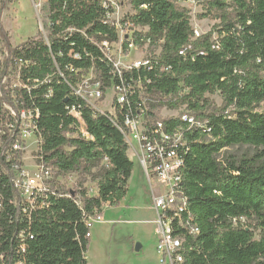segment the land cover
<instances>
[{
    "label": "trees",
    "instance_id": "1",
    "mask_svg": "<svg viewBox=\"0 0 264 264\" xmlns=\"http://www.w3.org/2000/svg\"><path fill=\"white\" fill-rule=\"evenodd\" d=\"M182 1L130 0L134 12L122 20L139 28L132 40L148 44L151 58V65L123 76L141 79L159 100L155 107L169 96V107L187 105L206 124L188 132L183 153L181 186L199 232H183L181 264H264V110L257 109L264 102V0H193L206 10L201 17L219 21L195 39ZM47 9L46 35L7 42L0 60V264H88V220L125 199L134 171L112 114L75 92L90 70L103 90L119 82L102 49L103 41L118 40L106 9L99 0H47ZM12 76L17 83L9 88L4 79ZM216 92L223 98L219 107L207 97ZM7 104L18 115L38 110L40 163L57 177H94L98 193L54 178L46 192L23 199L12 167L23 164L22 150H12L20 130ZM237 145L251 152L220 158Z\"/></svg>",
    "mask_w": 264,
    "mask_h": 264
},
{
    "label": "built area",
    "instance_id": "2",
    "mask_svg": "<svg viewBox=\"0 0 264 264\" xmlns=\"http://www.w3.org/2000/svg\"><path fill=\"white\" fill-rule=\"evenodd\" d=\"M106 9V21L110 22L116 29L118 40L114 42L103 41L102 49L114 62V74L119 77V82H114L106 90H103L101 81L96 79L92 70V76H83L81 83L75 88L89 106L99 112L112 114L115 123L119 126L129 145L137 157L148 184L150 186L152 205L157 213L154 222L157 224L159 234L158 250L162 255V264H181L184 261L182 247L185 240L184 235H195L199 228L192 222V214L188 209V198L181 186L183 181V168L185 158L183 153L187 150L188 132L206 124L187 105L179 108H171L167 101L169 96L163 95L165 102L162 107H155L158 103L156 95L148 91L142 80H127L123 71H132L151 65L149 55L133 60L130 64L122 66L114 61L109 54V46L118 43L120 52L125 53L124 43H129L128 51L139 48L133 42L134 31L137 28L133 23L122 20L124 16L117 17L113 0H99ZM113 9V11L110 10ZM147 46L148 44L144 45ZM142 46L141 48H143ZM111 89L113 94L105 108L107 90ZM168 111L166 116L163 111ZM23 110L19 115L11 111L15 119L16 128L20 130V138L13 144L12 150H21L23 141L35 134V117L38 110ZM78 116V112L73 109ZM166 119H174L167 122ZM176 119V120H175ZM28 122V128L24 124ZM121 123V125L119 124ZM12 130L13 125L9 124ZM38 143V141H37ZM36 171L33 173L23 164L13 163V182L19 190L21 197L32 201L34 196L44 193L49 189V184L54 179V171L50 166H45L36 157ZM69 175V174H68ZM60 177L57 178L60 180ZM65 177V176H64ZM103 215L90 217L88 225L100 222ZM242 220L244 218H241ZM237 219L235 218L234 221ZM184 232V235H183ZM88 236H92L91 230Z\"/></svg>",
    "mask_w": 264,
    "mask_h": 264
},
{
    "label": "rangeland",
    "instance_id": "3",
    "mask_svg": "<svg viewBox=\"0 0 264 264\" xmlns=\"http://www.w3.org/2000/svg\"><path fill=\"white\" fill-rule=\"evenodd\" d=\"M115 4L116 16L123 17L134 12L130 0H113ZM181 5L190 10L191 25L194 30V39L207 34L213 30L219 21L212 17H201L206 10L202 3L193 0L182 1ZM4 7L1 15L0 27V60L6 55V43L10 42L14 46L22 43L30 37L36 36L38 32L44 35L47 33L46 24L48 22L47 0H4ZM217 33L213 35L216 39ZM119 44L109 46V54L115 62L122 66L130 64L133 60L149 55L147 46L143 48H133L125 53L120 52ZM88 78L92 76V70L85 73ZM4 82L9 85L16 84L17 79L6 77ZM113 92L107 90L105 108ZM212 106L219 107L223 103V98L219 92L207 94ZM5 108L10 112H15L8 104ZM264 110V102L258 108ZM16 115H18L15 112ZM168 111L164 110L162 115L166 116ZM5 126H9L6 123ZM28 128V122L24 124ZM38 137L32 134L23 141L22 162L32 173L36 171ZM248 146H231L223 150L220 158L228 155L242 156L250 153ZM129 157L134 162L133 176L129 182V191L125 199L118 206H104L103 219L100 222H93L91 228V243L87 255L88 264H162V255L157 246L159 234L156 210L152 205L150 186L144 171L131 149L128 150ZM56 180H59L54 174ZM60 182L66 184L71 189L79 188L80 184L89 190L90 195L98 193V185L94 177L76 173H71L65 177H60ZM137 244H141V249L136 251Z\"/></svg>",
    "mask_w": 264,
    "mask_h": 264
},
{
    "label": "water",
    "instance_id": "4",
    "mask_svg": "<svg viewBox=\"0 0 264 264\" xmlns=\"http://www.w3.org/2000/svg\"><path fill=\"white\" fill-rule=\"evenodd\" d=\"M135 249H136V251H139L141 249V244H137Z\"/></svg>",
    "mask_w": 264,
    "mask_h": 264
},
{
    "label": "bare ground",
    "instance_id": "5",
    "mask_svg": "<svg viewBox=\"0 0 264 264\" xmlns=\"http://www.w3.org/2000/svg\"><path fill=\"white\" fill-rule=\"evenodd\" d=\"M87 258H89V255H87Z\"/></svg>",
    "mask_w": 264,
    "mask_h": 264
}]
</instances>
